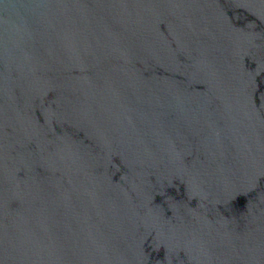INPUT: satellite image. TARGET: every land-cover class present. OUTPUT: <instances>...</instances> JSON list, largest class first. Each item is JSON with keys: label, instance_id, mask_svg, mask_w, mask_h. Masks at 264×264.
Here are the masks:
<instances>
[{"label": "water", "instance_id": "1", "mask_svg": "<svg viewBox=\"0 0 264 264\" xmlns=\"http://www.w3.org/2000/svg\"><path fill=\"white\" fill-rule=\"evenodd\" d=\"M0 264H264V0H0Z\"/></svg>", "mask_w": 264, "mask_h": 264}]
</instances>
